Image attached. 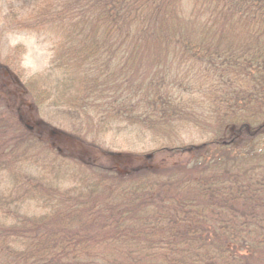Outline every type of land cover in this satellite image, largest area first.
Instances as JSON below:
<instances>
[{"label":"trees","instance_id":"obj_1","mask_svg":"<svg viewBox=\"0 0 264 264\" xmlns=\"http://www.w3.org/2000/svg\"><path fill=\"white\" fill-rule=\"evenodd\" d=\"M66 9L49 15L69 33L51 73L75 68L90 91L108 69L110 117L126 115L141 134L175 133L125 152L146 164L119 167L111 152L105 164L50 147L11 116L0 171L20 176L0 183V264H264V0H68ZM155 40L186 72L200 114L182 116L156 82L133 115L124 55ZM189 119L198 143L178 133ZM25 163L37 173L22 175Z\"/></svg>","mask_w":264,"mask_h":264},{"label":"rangeland","instance_id":"obj_2","mask_svg":"<svg viewBox=\"0 0 264 264\" xmlns=\"http://www.w3.org/2000/svg\"><path fill=\"white\" fill-rule=\"evenodd\" d=\"M51 1L0 0V122L3 120L9 123L7 127L5 124L0 126L1 140H7L6 143L10 145L11 116L17 114L21 121L33 126V130L44 138L50 147L67 151L81 160H102L108 164V152H111L112 162L117 163L115 165L119 167L134 160L146 164L144 158L125 152L148 151L155 143L158 146V143L165 142V139L173 136L175 132L155 129L141 134L138 129L135 131L128 128L126 115L110 117L112 114L110 111L108 113V69L104 77L93 76L97 79L92 86H88L90 91L85 87L84 73L75 68L68 73L60 67L56 74L51 73L56 47L60 46L59 43L69 34L64 31V27H58V21L50 19L49 16L51 12L56 15V10L59 17L66 13L68 0H54L52 6L57 5L58 8L49 10ZM61 5H64L63 9ZM105 44L108 45V41L104 46ZM124 58L128 60L127 77L133 78L137 85L140 83L136 87L132 84L124 90L130 97V104L135 106L133 115L144 112L146 105L138 100L141 101V98L145 97L143 89L153 88L156 82L157 86L158 83L161 86L162 92L167 93V99L178 104L176 108L182 116L200 114L203 110L200 109L202 104H199L197 94L190 92V85L186 83V72L175 63L171 66L168 58L160 54L159 42L156 40L144 43L139 53L125 54ZM102 59L101 62L107 67V62ZM74 73L78 75L75 77ZM69 76L72 79L68 80ZM21 82L28 83L30 90L23 89ZM127 86L126 84L125 88ZM124 104L127 107L126 102ZM116 106L119 107V103ZM112 107L115 108V105ZM158 113L157 115H162L160 111ZM186 123L191 128L178 131L182 133L185 141L198 143L205 139L190 119ZM113 157H117V160ZM155 160L159 161L160 157ZM170 160L175 162L177 158ZM31 165H22V168L27 169L22 175L37 173L35 167L30 169ZM11 170L0 171V183H14L19 180L20 174ZM47 172H42L47 179L57 173L54 170V173Z\"/></svg>","mask_w":264,"mask_h":264}]
</instances>
